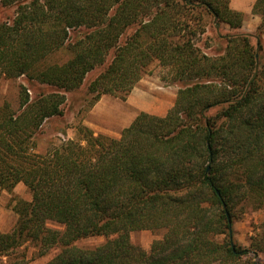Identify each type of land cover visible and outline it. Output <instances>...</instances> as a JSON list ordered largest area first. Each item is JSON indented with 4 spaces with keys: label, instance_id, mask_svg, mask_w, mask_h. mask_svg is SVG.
<instances>
[{
    "label": "trees",
    "instance_id": "1",
    "mask_svg": "<svg viewBox=\"0 0 264 264\" xmlns=\"http://www.w3.org/2000/svg\"><path fill=\"white\" fill-rule=\"evenodd\" d=\"M0 3L16 5L0 22V80L25 75L55 88L31 96L20 85L17 107L0 104V188L22 182L31 193L15 208L17 226L0 232V264H27L2 259L25 241L39 255L58 248L42 264H239L248 249L232 239L234 210L248 192L264 198V81L249 37L229 38L215 57L196 39L203 15L237 28L241 12L228 0ZM254 9L264 15V0ZM60 49L66 60L45 61ZM153 60L184 86L166 115L140 111L118 137L79 125L76 139L37 149L44 122L64 114L61 91L102 67L87 84L89 103L127 99ZM141 229L162 231L148 251L129 239ZM90 236L105 239L75 244Z\"/></svg>",
    "mask_w": 264,
    "mask_h": 264
},
{
    "label": "rangeland",
    "instance_id": "2",
    "mask_svg": "<svg viewBox=\"0 0 264 264\" xmlns=\"http://www.w3.org/2000/svg\"><path fill=\"white\" fill-rule=\"evenodd\" d=\"M255 2L256 0H228L231 9L241 12L243 20L237 28H232L224 22H219L216 25L212 17L203 15L202 23L205 24V30L198 35L196 44L201 53L215 57L224 53L229 38L239 37V35L249 37L256 47V71L264 81V15L260 13V9H254ZM15 12L16 5L3 6L0 3V22H9L15 16ZM133 30V27L127 29L124 35H130ZM258 41L262 45L261 49L257 48ZM68 57L69 53L60 49L50 54L45 61L47 63H60ZM110 58L108 55L107 61ZM101 69L102 67H97L89 71L78 88L71 91H61L65 96L62 105L64 114L44 122L42 135L38 138V150L44 151L48 146L58 144L64 139H76L79 125L88 126L95 134L118 137L120 131L131 123L125 124L126 122L115 121V118H119L121 114L125 116L130 113L127 112L130 108H126V99L123 100L106 93L97 100L98 107H94L97 101L94 104L89 103L92 95L87 93V84ZM137 82L141 87L139 99L145 103L143 111L158 116L167 114L175 104L178 89L184 87L182 81L174 80L169 68L161 65L157 60L151 62L148 66V72ZM20 85H24L31 96L40 92L46 93L55 90L47 84L30 81L25 75L14 79H1L0 104L7 101L12 108L17 107ZM177 113L180 116L185 115L186 112L180 108ZM244 198L234 210V219L232 220L233 241L241 248L248 249V253L242 256L238 263L264 264V198L251 192H248ZM30 199L31 193L22 182L17 183L10 191L0 188V232H11L17 226L19 213L15 208L18 205L28 203ZM47 225L53 229H63V226L56 222L48 221ZM161 234L162 231L160 230L141 229L129 232V239L132 244L148 251L152 242L160 238ZM222 238L223 236L220 235L219 239ZM104 239L103 236H90L77 240L75 244L93 246L102 243ZM257 242H261L262 245ZM257 246H262L263 249L259 250ZM57 249L55 247L45 254L39 255L38 247L33 242L25 241L15 251L12 250L10 255L4 256L2 259L23 256L28 259L27 264H42L52 257Z\"/></svg>",
    "mask_w": 264,
    "mask_h": 264
},
{
    "label": "crops",
    "instance_id": "3",
    "mask_svg": "<svg viewBox=\"0 0 264 264\" xmlns=\"http://www.w3.org/2000/svg\"><path fill=\"white\" fill-rule=\"evenodd\" d=\"M140 95H141V87L139 86L138 82H136L135 85L133 86L132 90L127 95V99L125 100L126 108L127 107L130 108L129 111H127V112H130V113L128 114L125 112V114H128L125 116L123 114H121L119 116V118H115L116 122H121V123L126 122L125 124H127V123L129 124L140 111L144 110L143 108H144L145 103L143 101H141V99H139ZM96 105H94L95 108L98 107V101H97ZM92 110H94V108H92Z\"/></svg>",
    "mask_w": 264,
    "mask_h": 264
}]
</instances>
